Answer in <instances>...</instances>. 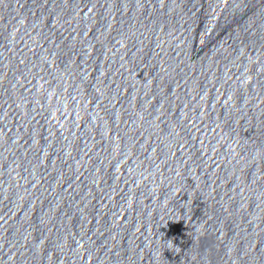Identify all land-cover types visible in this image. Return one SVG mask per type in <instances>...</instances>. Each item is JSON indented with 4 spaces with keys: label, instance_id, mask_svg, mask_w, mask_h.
<instances>
[{
    "label": "water",
    "instance_id": "95a60500",
    "mask_svg": "<svg viewBox=\"0 0 264 264\" xmlns=\"http://www.w3.org/2000/svg\"><path fill=\"white\" fill-rule=\"evenodd\" d=\"M0 264H264V0H0Z\"/></svg>",
    "mask_w": 264,
    "mask_h": 264
}]
</instances>
